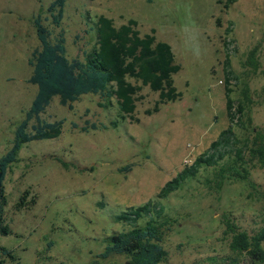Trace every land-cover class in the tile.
Instances as JSON below:
<instances>
[{
	"label": "rangeland",
	"instance_id": "rangeland-1",
	"mask_svg": "<svg viewBox=\"0 0 264 264\" xmlns=\"http://www.w3.org/2000/svg\"><path fill=\"white\" fill-rule=\"evenodd\" d=\"M53 1L0 0V159L37 93L29 79L32 54L40 48L38 15L53 38L64 33L70 60L96 47L101 15L116 27L134 19L141 35L155 29L182 67L174 84L183 96L146 115L159 95L144 87L134 115L139 122L122 120L114 99L100 108L99 96L86 95L70 110L54 98L41 120H64L62 135L24 145L2 182L10 234H0V245L13 256L4 264H126L125 256L98 258L104 238L122 230L111 216L155 197L230 126L228 88L237 103L247 91L253 124L264 127V0H67L59 28L47 13ZM228 39L235 42L230 65L239 78L229 86ZM253 49L259 50L257 74L246 65ZM87 121L108 128L83 133L71 126ZM246 168V180L228 178L221 187L216 171L203 169L169 196L162 264H234L224 216L250 233L264 227V168Z\"/></svg>",
	"mask_w": 264,
	"mask_h": 264
},
{
	"label": "trees",
	"instance_id": "trees-1",
	"mask_svg": "<svg viewBox=\"0 0 264 264\" xmlns=\"http://www.w3.org/2000/svg\"><path fill=\"white\" fill-rule=\"evenodd\" d=\"M66 2L67 0H54L47 7L54 27L59 28L62 24ZM34 27L40 48L32 54L30 65L33 72L29 83L37 87V93L25 118L15 131L12 147L0 159L2 181L10 165L17 161L18 153L24 145L34 141L57 139L62 135L64 120L53 123L41 120V115L46 112L54 98H58L60 104L68 106L70 110L73 109V103L86 95L99 96L100 108H106L114 99L121 119L130 118L135 122H139L134 115L137 103L144 99L140 94L144 87H149L159 95L155 106L147 110L146 115L158 113L161 105L182 99V93L174 84V75L182 67L176 63L172 47L158 40L155 29L141 35L136 20L130 19L116 27L111 18L101 15L94 27L96 47L91 52L84 51L83 58L78 56L70 60L63 32L53 38L41 15L35 18ZM234 43L229 39L225 41L228 57L225 76L228 86L232 80H239L230 65ZM246 65L255 74L259 72L258 49L250 51ZM231 93L232 90L228 88L226 96L230 126L191 164H187L168 181L155 197L139 206L128 207L113 214V222L120 224L122 230L104 238L105 248L98 258L125 256L126 264L164 263L168 259V251L164 246L165 236L171 230L165 201L170 195L195 179L203 169L216 171V183L221 187L222 182L228 178L246 180L249 176L246 165L264 168V127L253 124L250 107L252 99L246 91L245 98L237 103L232 100ZM112 125L118 127L119 122ZM71 126L83 133L108 128L102 123L89 121L83 126L77 123H72ZM237 129L242 132V136L238 135ZM61 163L64 168H69L66 162ZM127 170H131V166ZM5 206L6 199L1 194L0 234L4 236L10 234V230L4 226ZM223 224L232 252L228 260H233L234 264L242 261L244 264H264V227L258 232L250 233L229 216H224ZM5 258L13 259V256L0 245V264L5 263Z\"/></svg>",
	"mask_w": 264,
	"mask_h": 264
},
{
	"label": "water",
	"instance_id": "water-1",
	"mask_svg": "<svg viewBox=\"0 0 264 264\" xmlns=\"http://www.w3.org/2000/svg\"><path fill=\"white\" fill-rule=\"evenodd\" d=\"M2 176H3V172L0 170V195L2 194Z\"/></svg>",
	"mask_w": 264,
	"mask_h": 264
}]
</instances>
